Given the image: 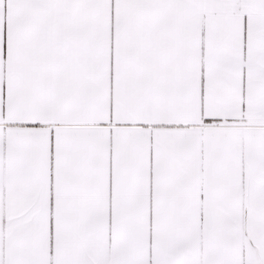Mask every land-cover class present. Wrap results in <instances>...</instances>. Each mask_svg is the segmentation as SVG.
I'll use <instances>...</instances> for the list:
<instances>
[{
    "label": "snow or ice",
    "instance_id": "obj_1",
    "mask_svg": "<svg viewBox=\"0 0 264 264\" xmlns=\"http://www.w3.org/2000/svg\"><path fill=\"white\" fill-rule=\"evenodd\" d=\"M0 264H264V0H0Z\"/></svg>",
    "mask_w": 264,
    "mask_h": 264
}]
</instances>
